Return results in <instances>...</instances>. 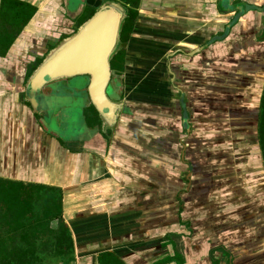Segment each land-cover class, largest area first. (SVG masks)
<instances>
[{"label":"crops","instance_id":"crops-1","mask_svg":"<svg viewBox=\"0 0 264 264\" xmlns=\"http://www.w3.org/2000/svg\"><path fill=\"white\" fill-rule=\"evenodd\" d=\"M102 1L8 0L5 16L35 11L19 30L2 18L12 39L0 55V177L61 189L74 253L48 259L264 264V0H243L219 40L237 0H139L109 138L86 124V97H64L53 124L23 88L47 44Z\"/></svg>","mask_w":264,"mask_h":264},{"label":"water","instance_id":"water-1","mask_svg":"<svg viewBox=\"0 0 264 264\" xmlns=\"http://www.w3.org/2000/svg\"><path fill=\"white\" fill-rule=\"evenodd\" d=\"M242 1L237 0L233 4L231 8L236 10V14L227 23L223 34L215 40L225 38L242 17L245 11L241 6ZM249 6L251 9L259 8ZM223 10L226 12L228 9L223 6ZM128 14V6L120 1L103 0L97 5L91 17L76 27L72 33L58 39L53 48L44 52V60L28 75L23 84L25 97L32 104L36 114L45 115L52 109L56 111L62 109L61 100L68 95L67 92L72 95L85 92L89 97L87 99L98 111L102 127L105 124L111 125L110 129L115 130L125 100L114 98L117 92L112 85L113 71L110 62L122 48L128 47L121 40V32ZM80 76H84L87 81L83 89L77 90L72 84V79ZM67 80L70 83L64 86ZM45 90H49L51 94L47 95ZM39 99H43L41 106ZM182 106L185 111L187 109L185 101ZM185 120H188V113Z\"/></svg>","mask_w":264,"mask_h":264},{"label":"trees","instance_id":"trees-1","mask_svg":"<svg viewBox=\"0 0 264 264\" xmlns=\"http://www.w3.org/2000/svg\"><path fill=\"white\" fill-rule=\"evenodd\" d=\"M7 1H2L1 9L0 47L3 49H0V55L2 56L6 54L9 42L2 43L7 37L12 39V34L9 36V33L1 28L3 26L2 18L5 17L8 20L7 24L11 28H14L18 23L19 30L35 11L34 7L27 5L20 11L14 10L5 16ZM117 1L130 9L125 25V30L127 29L128 32L135 16L133 7L138 5L139 0ZM93 12H88L86 7L78 19L76 27L91 17ZM19 14L20 16L24 15L20 22L18 21ZM123 53L124 51H120L115 57L119 70H122ZM33 69L35 66L28 70L27 75ZM91 108L95 114L94 124L102 125L97 109L94 105ZM259 139L264 157V92L259 115ZM55 222L57 226L52 227ZM73 253V237L63 219L61 189L45 184L25 183L0 177V264H46V258H67Z\"/></svg>","mask_w":264,"mask_h":264},{"label":"flooded vegetation","instance_id":"flooded-vegetation-1","mask_svg":"<svg viewBox=\"0 0 264 264\" xmlns=\"http://www.w3.org/2000/svg\"><path fill=\"white\" fill-rule=\"evenodd\" d=\"M138 6L139 5H137L136 7H133V10H134V12H135V16H134V20H133V22H132V26L130 27V29H129V31L127 32V29L125 30V25H126V22H127V19H128V17H129V14H130V9H129V14H128V17L126 18V20H125V24H124V27H123V29H122V32H121V40L124 42V43H127V40H128V38H129V35H130V33H131V31H132V28H133V26H134V23H135V21H136V19H137V16H138ZM129 8V7H128ZM95 9H96V7H95ZM64 37V36H63ZM60 39V38H59ZM55 46V43L54 44H47V48L48 49H51V48H53ZM120 51H124V57H123V61H122V70H119V69H117V66H116V59H115V57H116V55L120 52ZM116 55H114V57L112 58V60H111V62H110V66H111V70L113 71V76H112V85H113V88L114 89H116L117 87H118V85L116 84V79H117V77H118V74H121V72L122 71H124V63H125V57H126V47H124V48H122L121 50H120ZM44 60V54L41 56V57H39L37 60H36V64H35V68L42 62ZM34 70V69H33ZM32 70V71H33ZM31 71V72H32ZM30 72V73H31ZM27 77H28V75H26L25 76V80H24V83H25V81H26V79H27ZM68 80H70V79H68ZM67 80V82H65L64 83V86H68L69 85V83H70V81H68ZM74 91H75V89H73ZM78 90V89H77ZM81 90V89H80ZM45 92L47 93V95H49V94H51L50 93V91L48 90H45ZM84 92V91H83ZM68 93V95L66 96L65 95V97H86V98H89L86 94H85V92L84 93H74L73 95L72 94H69L70 92H67ZM25 94V93H24ZM114 97H116V95L114 94ZM119 97H125L124 95H123V91L119 94ZM93 104H91V103H89L87 106H86V109L84 110V113H85V120H86V124L87 125H92V123L94 124V118H95V114H94V112H93V110H92V108H91V106H92ZM45 115H47V113H45ZM43 116H44V114H43ZM92 121V122H91ZM99 126V129L101 130V132H102V129L104 130L102 133L107 137V138H109V136H110V134H108V133H112L113 131L110 129V127H112L111 125L110 126H106V124L105 125H103L104 127H102V125L100 124V125H98ZM109 140V139H108Z\"/></svg>","mask_w":264,"mask_h":264},{"label":"rangeland","instance_id":"rangeland-1","mask_svg":"<svg viewBox=\"0 0 264 264\" xmlns=\"http://www.w3.org/2000/svg\"><path fill=\"white\" fill-rule=\"evenodd\" d=\"M94 10H95V7H89V6H87V11H88V12H93ZM93 13H94V12H93ZM69 29H70V32H69V34H70V33L73 32V29L70 28V27H69ZM52 43H53V42H52ZM70 81H71V80H70ZM86 81H87V79H86L84 76H80V77H78V78H74V79H72V84H73V86H76V88L80 90V89H83V88L85 87ZM56 115H59V111H56V110H53V109H52V111H48V114H47V115H44V117H45L48 121H50L51 123H53V124H57V120H56V118H55ZM60 119L62 120L63 117H61ZM66 122H67V120H66ZM66 122H64V124H65ZM91 122H92V121H91ZM73 130H74V129H73ZM74 135L77 137V133H75ZM52 226H53V227H56L57 224L54 223V224H52ZM45 262H46V264H59L58 261H54L53 259H48V258H47V260H46Z\"/></svg>","mask_w":264,"mask_h":264}]
</instances>
